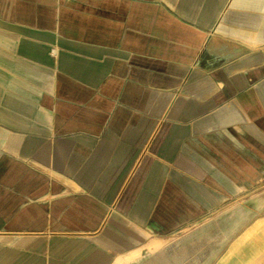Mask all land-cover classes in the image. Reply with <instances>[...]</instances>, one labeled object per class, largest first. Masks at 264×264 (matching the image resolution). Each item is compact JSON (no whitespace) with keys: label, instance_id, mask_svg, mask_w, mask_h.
<instances>
[{"label":"crops","instance_id":"0c3cea01","mask_svg":"<svg viewBox=\"0 0 264 264\" xmlns=\"http://www.w3.org/2000/svg\"><path fill=\"white\" fill-rule=\"evenodd\" d=\"M263 181L264 0H0V264H264Z\"/></svg>","mask_w":264,"mask_h":264},{"label":"rangeland","instance_id":"374dc122","mask_svg":"<svg viewBox=\"0 0 264 264\" xmlns=\"http://www.w3.org/2000/svg\"><path fill=\"white\" fill-rule=\"evenodd\" d=\"M259 196H264V181L260 184H257L253 188H250L248 191L243 192L240 196L234 199L231 205L218 209L215 213L217 216H233V223L230 224L233 226L234 235L238 236L242 232L254 233L259 232L264 235V197L261 205L255 207L252 205L251 200L259 198ZM223 225V230L225 231V223H217L218 231L221 230ZM229 225V224H228ZM253 234L250 241L252 246H264V238H258L259 235ZM236 240V239H235ZM241 239H238L240 241ZM168 242V240L166 241ZM159 241H155L154 245H159Z\"/></svg>","mask_w":264,"mask_h":264},{"label":"bare ground","instance_id":"6f19581e","mask_svg":"<svg viewBox=\"0 0 264 264\" xmlns=\"http://www.w3.org/2000/svg\"><path fill=\"white\" fill-rule=\"evenodd\" d=\"M263 197L259 196V198L251 200L252 205L255 206V207L261 205V203L263 201Z\"/></svg>","mask_w":264,"mask_h":264}]
</instances>
